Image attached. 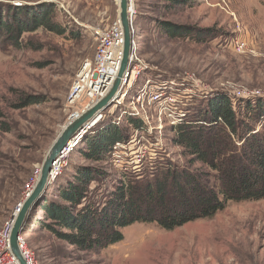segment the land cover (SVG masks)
Returning <instances> with one entry per match:
<instances>
[{
    "label": "rangeland",
    "instance_id": "rangeland-1",
    "mask_svg": "<svg viewBox=\"0 0 264 264\" xmlns=\"http://www.w3.org/2000/svg\"><path fill=\"white\" fill-rule=\"evenodd\" d=\"M48 3L55 5L53 20L65 33L40 27L22 36V47L0 38V121L9 127L0 129V230L26 199L35 171L74 110L86 106V102L72 106L69 96L82 63L95 53L94 30L120 20L119 0H0L3 6ZM132 3L144 77L170 81L186 91L190 121L203 123L199 112L218 93H226L235 104L248 98L242 93L264 97V0ZM166 21L192 27L194 37L168 34L163 27ZM238 42L245 46L238 48ZM143 82V78L137 81L130 93ZM28 96L39 101L22 106ZM120 113V107L111 105L97 125L115 121ZM125 125L129 140L119 151L120 161L113 152L112 159L93 163L73 151L63 174L50 185L49 197H55L56 187L74 172L75 164H94L108 173L107 179L93 184L95 198L112 190L123 174L151 177L168 163L190 166L191 156L175 143L169 126L155 134L151 133L155 130L137 133L136 127ZM192 166L209 170L200 162ZM42 216L35 206L22 234L38 264H264V198L229 202L212 218L172 230L156 222L135 223L123 229L124 240L96 250H81L57 238L41 227Z\"/></svg>",
    "mask_w": 264,
    "mask_h": 264
},
{
    "label": "trees",
    "instance_id": "trees-1",
    "mask_svg": "<svg viewBox=\"0 0 264 264\" xmlns=\"http://www.w3.org/2000/svg\"><path fill=\"white\" fill-rule=\"evenodd\" d=\"M169 1L177 5L188 0ZM54 13L55 5L49 3L37 7L0 5V38L22 47V36L40 27L63 34L65 28L54 22ZM163 27L174 37L193 35L188 25L166 21ZM38 101L28 96L22 106ZM199 114L203 123L188 119L173 128L175 143L191 156L190 166L168 163L151 177L123 174L112 190L95 198L93 184L107 179L108 173L94 164H75L74 172L56 187L55 197H49V187L37 203L36 208L43 212L41 227L81 250H96L124 240L123 229L135 223L156 222L172 230L212 218L229 202L263 199L264 97L235 104L226 93H218ZM103 121L75 149L93 163L112 159L115 144L129 140L125 124L144 127L134 116H127L124 125ZM0 129L9 127L0 121ZM195 162L209 170L194 168ZM211 172L215 173L213 180Z\"/></svg>",
    "mask_w": 264,
    "mask_h": 264
},
{
    "label": "built area",
    "instance_id": "built-area-1",
    "mask_svg": "<svg viewBox=\"0 0 264 264\" xmlns=\"http://www.w3.org/2000/svg\"><path fill=\"white\" fill-rule=\"evenodd\" d=\"M94 35L98 42L95 53L91 58H87L82 63L69 96V103L72 106L82 105L84 102H86V106L82 107V109H75L71 120L76 116L78 117L81 111L91 103H94L112 87L113 75L118 73L123 61L124 31L120 20L115 21L106 28L94 30ZM132 44L133 50L129 59V66L122 77L119 88L120 93L115 103V106L121 108V113L114 118L115 122L120 125L127 116H134L144 122V127L137 128V133L143 130L149 132L155 130V132L153 131L151 133L161 134L166 130L167 126L175 132L174 127L185 124L188 120V105L184 99V93L186 91L178 90L170 81L168 84L160 79L145 78V65H143L137 56L135 34L132 39ZM237 44L238 48L245 46V42H238ZM142 78L144 79L142 86L131 94V89ZM241 95L251 98V94L247 95L246 93H242ZM125 103L128 105L126 109L122 108V105ZM102 116L104 117V114L100 117L102 118ZM80 139L82 137H79L76 142L70 141L58 159L53 163V168L50 173L53 181L63 174L68 156L72 153ZM126 143L117 142L115 144L114 158L117 161L122 159L120 158L119 151L126 149ZM124 169L127 170L126 167ZM40 174L41 168H37L29 184L27 195L35 187ZM12 226L13 222L9 221L0 230V264H20L11 248ZM19 243L26 263L38 264L34 252L27 247L23 235L19 237Z\"/></svg>",
    "mask_w": 264,
    "mask_h": 264
},
{
    "label": "water",
    "instance_id": "water-1",
    "mask_svg": "<svg viewBox=\"0 0 264 264\" xmlns=\"http://www.w3.org/2000/svg\"><path fill=\"white\" fill-rule=\"evenodd\" d=\"M119 5V19L124 31V56L121 69L107 94L98 99L94 104L88 105L80 116L75 119L72 118V120L65 125L43 162L41 174L35 184V187L27 195L24 202L17 208L15 216L11 220L13 222L11 232V248L20 264L27 263L20 247L19 237L25 230L31 211L37 203L43 199L53 182V178L51 179L50 174L53 168V163L58 159L71 140L76 142L79 137L87 135L89 129L97 122V119L104 114L105 110L115 103V100L118 98L120 93L119 88L122 77L129 66V59L133 50L132 39L135 34L133 17L135 11L133 9L132 0H119Z\"/></svg>",
    "mask_w": 264,
    "mask_h": 264
},
{
    "label": "bare ground",
    "instance_id": "bare-ground-1",
    "mask_svg": "<svg viewBox=\"0 0 264 264\" xmlns=\"http://www.w3.org/2000/svg\"><path fill=\"white\" fill-rule=\"evenodd\" d=\"M133 9H134V7H133ZM133 9H132V10H133ZM132 12H134V11H132ZM120 69H121V67H120ZM120 69H119V71H120ZM119 71H118V73H119ZM118 73H117L116 75H113V83H114L115 79L117 78ZM123 76H124V75H123ZM109 90H110V88H109ZM109 90H107V91L103 94V96H105ZM103 96H101V97H103ZM101 97H100V98H101ZM100 98H99V99H100ZM97 100H98V99H97ZM97 100H96V101H97ZM96 101H95V102H96ZM95 102H94V103H95ZM94 103H91L90 105H92V104H94ZM115 103H116V100H115ZM115 103H114V104H115ZM117 107H118V106H117ZM84 110H85V109H84ZM84 110H83V111H84ZM83 111H81V113H82ZM81 113L79 114V116L81 115ZM75 118H77V116H76ZM75 118H74V119H75ZM102 118H103V117H102ZM102 118L99 117V119H97V122L95 123V125H94L92 128L89 129V131H88L87 134H90V132H92V130L95 129V126H97V124L99 123V121H101ZM86 136H87V135H86ZM86 136H83L82 139L79 140V143L76 145V147L80 144L81 141H83V139H84ZM72 141H73V140H71V142H72ZM76 147L74 148V150L76 149ZM74 150H73V151H74ZM73 151H72V152H73ZM14 216H15V215H14Z\"/></svg>",
    "mask_w": 264,
    "mask_h": 264
}]
</instances>
